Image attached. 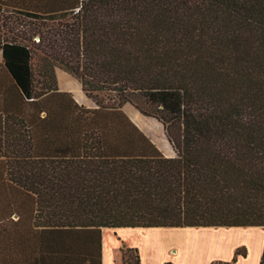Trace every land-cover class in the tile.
<instances>
[{
	"label": "trees",
	"instance_id": "obj_1",
	"mask_svg": "<svg viewBox=\"0 0 264 264\" xmlns=\"http://www.w3.org/2000/svg\"><path fill=\"white\" fill-rule=\"evenodd\" d=\"M0 52V264H101L102 229L264 228V0H0Z\"/></svg>",
	"mask_w": 264,
	"mask_h": 264
},
{
	"label": "crops",
	"instance_id": "obj_2",
	"mask_svg": "<svg viewBox=\"0 0 264 264\" xmlns=\"http://www.w3.org/2000/svg\"><path fill=\"white\" fill-rule=\"evenodd\" d=\"M2 57L0 52V66ZM55 75L58 89L74 96L73 90L80 84L63 70L56 68ZM74 98V97H73ZM87 98L82 93L79 105L85 104ZM90 101V100H89ZM138 118L151 131L161 129V124L143 115ZM131 120V119H130ZM153 122V123H152ZM136 125V123L134 122ZM166 158L175 153L162 135L154 140L148 132L136 125ZM163 129V128H162ZM234 231H220L215 228H116L101 230V264H123L120 249L135 248L140 264H212L228 262L234 257L236 249L244 247L245 256H238L234 264H260L264 250V228H233ZM203 232H222V239H211ZM217 235H220L217 233Z\"/></svg>",
	"mask_w": 264,
	"mask_h": 264
},
{
	"label": "rangeland",
	"instance_id": "obj_3",
	"mask_svg": "<svg viewBox=\"0 0 264 264\" xmlns=\"http://www.w3.org/2000/svg\"><path fill=\"white\" fill-rule=\"evenodd\" d=\"M38 37L36 36L34 38V42L37 43L38 42ZM82 90L80 88H75L73 90V94H74V98L79 100V98L81 97V94H82ZM87 100V99H86ZM85 104H88L90 105V107H94L93 103L91 101H89V99L87 101L84 102ZM122 110L124 111V113L133 121L135 122L138 126H140V128L143 130V131H146L148 132L149 135H151V137L154 139V140H157V139H162V135L163 137L165 138V135H164V131L161 127V129H158L157 131H150L148 129L147 126L144 125V123L138 118L137 115L141 116L132 106L126 104L123 106ZM142 117V116H141ZM148 118V117H146ZM153 123V122H152ZM215 229H218L220 231H234L232 230L233 228H215ZM217 233H219L220 235H217ZM204 235H208L211 239H216V240H220L222 239V235H228V233H220V232H203Z\"/></svg>",
	"mask_w": 264,
	"mask_h": 264
}]
</instances>
